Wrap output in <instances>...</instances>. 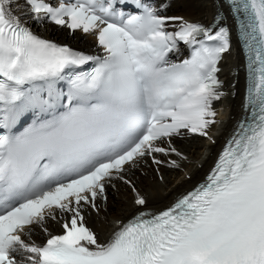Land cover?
<instances>
[{
    "label": "snow or ice",
    "instance_id": "1",
    "mask_svg": "<svg viewBox=\"0 0 264 264\" xmlns=\"http://www.w3.org/2000/svg\"><path fill=\"white\" fill-rule=\"evenodd\" d=\"M24 3L37 23L95 32L104 55L41 38L14 13L18 0H0V264H264V0H225L247 57L248 115L206 181L158 214L140 212L106 244L86 226L84 206L98 211L114 180L136 192L125 166L180 156L172 137L207 136L229 29L165 17L153 0ZM178 42L190 50L182 62L169 59ZM64 80L67 93L57 87ZM27 112L36 118L13 133ZM135 204L146 200L137 193ZM57 212L70 214L62 235L43 246L22 238Z\"/></svg>",
    "mask_w": 264,
    "mask_h": 264
},
{
    "label": "bare ground",
    "instance_id": "2",
    "mask_svg": "<svg viewBox=\"0 0 264 264\" xmlns=\"http://www.w3.org/2000/svg\"><path fill=\"white\" fill-rule=\"evenodd\" d=\"M18 2L21 6L14 5V13L21 16V22L40 36L94 51L93 35L83 34L80 31H74L70 35L65 27L51 24L45 19L37 23L32 19L30 8L24 3V0H18ZM153 3L155 6L165 8L166 16L180 17L185 22L197 20L208 22L215 13L214 0H153ZM178 23L179 21L172 22L173 28ZM241 64H243V60L238 50L226 54L221 63L220 75L224 79L227 90L230 89V83L234 81V77L229 74L230 67L233 66L238 70L234 86L236 94L234 97H230L229 92L224 91L221 98L213 102V111L218 113V109L222 107V112L216 116L217 122L209 129L207 138L199 136L173 138V147L181 155H160L162 160L161 165L158 166L160 179L146 158L145 162H138L134 167L126 168L127 171L124 173L125 179L132 182L131 185L135 186L136 192L132 191L129 184H125L121 180H114L106 186L107 199L103 203L97 200V213L87 207L89 214H86V222L96 232L100 241H106L117 229L115 226L117 221L124 222L140 210L158 211L163 209L174 201L177 195L185 193L203 178L215 159L223 140L232 130L234 121L240 116V104L244 90V73L239 69ZM167 157L174 159L178 167L169 164ZM137 193L146 198V204L143 207H136L134 204ZM28 231H31V235L24 234L22 238L26 242L41 245L46 237L60 232V229L55 220L49 219L45 220L42 226L30 225L26 227V233Z\"/></svg>",
    "mask_w": 264,
    "mask_h": 264
}]
</instances>
